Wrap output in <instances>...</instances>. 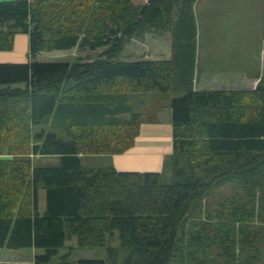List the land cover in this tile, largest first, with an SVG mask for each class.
I'll return each instance as SVG.
<instances>
[{"label":"trees","instance_id":"16d2710c","mask_svg":"<svg viewBox=\"0 0 264 264\" xmlns=\"http://www.w3.org/2000/svg\"><path fill=\"white\" fill-rule=\"evenodd\" d=\"M194 2L0 1V50L13 49L17 33L29 34L33 58L101 50L74 61L0 63V246H24L34 230L45 249L34 264H50L72 237L104 247L106 257L71 261L66 253L57 264H117L119 245L131 250L125 264H174L203 234L224 263H234L237 248L252 249L261 234L254 221L264 218V77L253 89H195ZM147 32L171 33V58L122 59L125 44ZM167 107L170 182L159 172L85 165L84 157L130 149L141 124Z\"/></svg>","mask_w":264,"mask_h":264},{"label":"crops","instance_id":"0c3cea01","mask_svg":"<svg viewBox=\"0 0 264 264\" xmlns=\"http://www.w3.org/2000/svg\"><path fill=\"white\" fill-rule=\"evenodd\" d=\"M0 1H15V0H0ZM33 1V0H30ZM211 0V2L205 0L204 4L199 5L202 0H195L193 4V9L196 18L197 30H198V22H201V11L205 10L207 15V22H210V10L216 7V2L218 0ZM221 2V1H220ZM264 0H256V3L259 4V7H262ZM205 7V8H204ZM257 17L252 28L254 29L255 36L248 40L235 41L234 43H221L218 44L215 49L218 50H228L234 49L235 51H242L241 53H237L238 58L240 59L243 56V66H250L251 61L248 57H244L247 51H254L256 56L261 54L260 57V67L256 68L255 71H250L244 69L243 71H239L237 74L226 75L225 79L219 78L217 83H219V88H204L205 86L203 82L204 79V70L199 69V55L201 54V50L204 48H208L209 44H205L204 47H201L199 42L197 41V53H196V67L198 68V76L195 79L194 87L196 90H219V89H236V88H245V89H253L256 87L257 83L264 77V21ZM1 28V25H0ZM228 31V29H227ZM147 32L146 35H148ZM169 33V32H167ZM166 33V36L169 34ZM159 35V34H158ZM164 36L160 35L159 37ZM77 49V48H73ZM48 51H41L36 55L35 58L30 55V37L29 34L26 33H17L14 37L13 49L11 50H0V63H23L29 62L33 60L38 61H53L46 60L43 56ZM54 52V50L52 51ZM58 52V51H57ZM166 52L156 51L152 54H142L138 58H153V59H169L172 56L171 54H165ZM227 58V55H219V59L224 60ZM135 58V59H138ZM198 58V61H197ZM134 60V59H133ZM254 60H257L254 59ZM253 60V63L255 61ZM212 61L211 59H207L206 62ZM243 72V73H241ZM164 112H167L164 113ZM35 130H38V127H35ZM174 150V136H173V124H172V116H171V108L167 107L159 113H157V121L154 122H144L141 124L139 135L136 137L135 144L121 154H96L84 157L83 161L85 165L92 167H99L96 163L101 166H114L118 171H138V172H159L162 173L165 171L166 163L169 159H171V155ZM52 156H34L35 163L38 162H46ZM100 159V161L98 160ZM89 160H94L95 163L88 165ZM102 161V162H101ZM102 163H105L102 165ZM44 165H48L42 163ZM52 165V164H51ZM100 166V167H101ZM37 208L40 213H44L46 208V195L44 189H40L38 192V204ZM18 226H21L19 223ZM17 230H22L21 228H17ZM19 234V233H18ZM21 235V234H20ZM29 237L25 239L26 245L24 246H15L13 248L8 246H0V264H34L35 257L38 254H41L45 251L44 248H40L35 246L34 240V230L28 234ZM22 237V236H20ZM18 239H21V238ZM116 243V240L114 241ZM63 249L60 251V249ZM59 248L57 254L59 255L62 252V255L69 253V260L74 261L80 258H105L106 256H100V254L105 255L106 249L104 247H80L77 243V237H72L66 241V244ZM77 248H80L82 251L80 253H76ZM96 251V253H95ZM75 252L73 258V253ZM92 252V254H91ZM99 253V254H98ZM79 255V256H78ZM61 257V256H60Z\"/></svg>","mask_w":264,"mask_h":264},{"label":"rangeland","instance_id":"374dc122","mask_svg":"<svg viewBox=\"0 0 264 264\" xmlns=\"http://www.w3.org/2000/svg\"><path fill=\"white\" fill-rule=\"evenodd\" d=\"M211 2V0H207ZM215 1V0H214ZM213 1V2H214ZM221 1V2H220ZM205 0H202L199 5L204 4ZM206 3V2H205ZM212 3V2H211ZM216 7L210 10V22H207L206 11H201V22H198L197 30V41L204 47L205 44H209L208 48L201 50L199 55V64L198 68L204 70V79L201 81L204 83V88L212 89L219 88V83H217L219 78L225 79L226 75L237 74L239 71L244 69L255 71L256 68L260 67V57L261 54L256 56L254 51H247L244 57H248L251 61L250 66H243V56L240 59L237 56V53L242 51H235L234 49L228 50H218L215 47L221 43H234L235 41L246 40L249 35L248 40L252 39L255 34L252 25L258 15L261 20L264 21V2L262 7H259V4L256 3V0H218L216 2ZM205 8V7H204ZM228 29V31H227ZM167 33V32H166ZM159 37L155 32H150L148 35L140 38H134L131 41H128L125 44L121 58L125 60H133L140 57L142 54H152L156 51L166 52L168 55L172 52L173 38L171 33L166 36ZM143 38V39H142ZM58 51V52H57ZM101 51H81L79 49H69V50H54L48 51L44 54L46 60H77V56H83L85 58H93ZM219 55H227V58L224 60L219 59ZM197 58V61H198ZM257 60H254L256 59ZM207 59L212 61L206 62ZM253 60L255 63H253ZM243 73V72H241ZM167 114V112H164ZM100 161V159H98ZM171 160L169 159L165 166V171L161 175V182L168 183L172 179V167ZM58 158L56 156L50 157L46 162L42 161L41 163L45 164H57ZM102 162V161H101ZM94 160H89L88 165L94 164ZM97 166H101L96 163ZM105 163H102L104 165ZM217 223V221L212 222ZM254 226L257 229L261 230L259 240L255 241V244H252V249H241L237 248L235 250V261L233 264H242L246 261L248 263H254V261L262 262L264 261V218L256 217L254 221ZM109 242L113 245H116L114 241H111V238H108ZM194 245L190 246L185 255L178 253V257L174 264H229L224 263L221 259L218 250L212 249L207 245V238L204 234L200 239H195ZM63 249L61 248L60 251ZM76 253L82 251L80 248H77ZM130 249L127 247L118 246L116 252L117 264H125L127 256L130 254ZM96 253V251H95ZM92 254V252H91ZM99 254V253H98ZM75 252L73 253V258ZM60 256L62 252L58 255L56 254L50 264H57L60 261ZM79 256V255H78ZM106 256L102 252V255ZM184 260V261H183Z\"/></svg>","mask_w":264,"mask_h":264}]
</instances>
